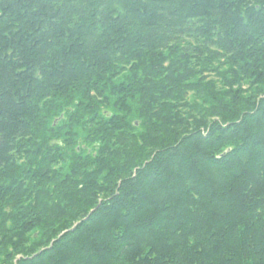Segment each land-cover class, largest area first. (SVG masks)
Wrapping results in <instances>:
<instances>
[{
	"label": "trees",
	"instance_id": "obj_1",
	"mask_svg": "<svg viewBox=\"0 0 264 264\" xmlns=\"http://www.w3.org/2000/svg\"><path fill=\"white\" fill-rule=\"evenodd\" d=\"M0 264H264V0H0Z\"/></svg>",
	"mask_w": 264,
	"mask_h": 264
},
{
	"label": "water",
	"instance_id": "obj_2",
	"mask_svg": "<svg viewBox=\"0 0 264 264\" xmlns=\"http://www.w3.org/2000/svg\"><path fill=\"white\" fill-rule=\"evenodd\" d=\"M134 126H137V124H135Z\"/></svg>",
	"mask_w": 264,
	"mask_h": 264
}]
</instances>
